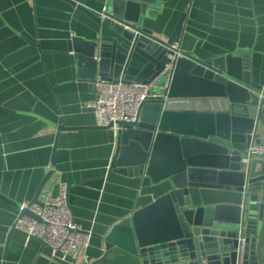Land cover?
I'll use <instances>...</instances> for the list:
<instances>
[{"label":"crops","instance_id":"obj_1","mask_svg":"<svg viewBox=\"0 0 264 264\" xmlns=\"http://www.w3.org/2000/svg\"><path fill=\"white\" fill-rule=\"evenodd\" d=\"M122 1L127 22L168 41L183 20L181 47L202 61L225 57L236 75L247 66L264 85V0ZM71 2L102 16L111 0H0V193L23 206L49 173L39 201L66 184L73 218L92 233L76 262L91 264L103 257L112 227L170 185L111 169L116 141L85 108L92 82L79 78L74 52L75 38L94 41L100 31ZM60 126L69 130L58 133ZM17 216L0 199V264H57L39 241L9 235Z\"/></svg>","mask_w":264,"mask_h":264},{"label":"water","instance_id":"obj_2","mask_svg":"<svg viewBox=\"0 0 264 264\" xmlns=\"http://www.w3.org/2000/svg\"><path fill=\"white\" fill-rule=\"evenodd\" d=\"M71 4L100 31L94 41L74 39L79 78L148 84L159 77L183 20L164 41L125 20V1L111 0L103 16ZM181 50L166 97L140 106L138 123L120 132L111 161L119 174L167 181L170 189L112 227L102 239L103 257L91 264H264V162L241 161L252 135L258 142L264 133V85L253 83L245 59L236 75L225 57L202 61ZM50 175L28 207L41 205ZM22 216L38 219L28 208Z\"/></svg>","mask_w":264,"mask_h":264},{"label":"built area","instance_id":"obj_3","mask_svg":"<svg viewBox=\"0 0 264 264\" xmlns=\"http://www.w3.org/2000/svg\"><path fill=\"white\" fill-rule=\"evenodd\" d=\"M103 16V15H102ZM167 63L159 77L144 84L136 82H110L96 78L92 83L93 99L85 105L94 115L95 125L104 128L116 141L118 135L127 127L139 121L140 106L148 100L164 99L171 85L176 63L184 58L179 41L167 47ZM165 77L163 85L160 78ZM161 90V94L154 91ZM253 160L264 162V138L256 142L252 135L251 142L242 156V163ZM41 205H23L38 219L20 217V211L13 223L15 230L24 235L26 242L35 239L49 251V257L57 264H78L77 258L89 248L92 233L82 229L75 221L68 205V186L60 184L57 196L45 197Z\"/></svg>","mask_w":264,"mask_h":264}]
</instances>
